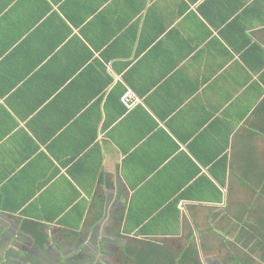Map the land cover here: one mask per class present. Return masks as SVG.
<instances>
[{
  "label": "crops",
  "instance_id": "1",
  "mask_svg": "<svg viewBox=\"0 0 264 264\" xmlns=\"http://www.w3.org/2000/svg\"><path fill=\"white\" fill-rule=\"evenodd\" d=\"M263 184L264 0H0V242L216 264Z\"/></svg>",
  "mask_w": 264,
  "mask_h": 264
},
{
  "label": "flooded vegetation",
  "instance_id": "2",
  "mask_svg": "<svg viewBox=\"0 0 264 264\" xmlns=\"http://www.w3.org/2000/svg\"><path fill=\"white\" fill-rule=\"evenodd\" d=\"M14 233L15 231L8 230L3 236L4 239L0 242V264H67L68 260L72 264H84L83 250L89 249L90 252L92 251L90 248L79 247L77 243L69 245L56 240L51 242L53 245L50 241H44L42 245L37 247L32 245L29 240L23 239L20 233L16 232V236L13 237ZM43 239L47 240L48 238ZM244 240L243 238L235 240V243H240L244 247ZM91 260L89 261L92 262L93 260ZM93 262H95L94 264H113L106 259L104 263L97 260Z\"/></svg>",
  "mask_w": 264,
  "mask_h": 264
},
{
  "label": "trees",
  "instance_id": "3",
  "mask_svg": "<svg viewBox=\"0 0 264 264\" xmlns=\"http://www.w3.org/2000/svg\"><path fill=\"white\" fill-rule=\"evenodd\" d=\"M260 196L264 199V185H260ZM242 220L243 223L237 232L236 240L245 239L243 243L248 250L246 255L250 256V261L251 255L259 252L260 262L264 264V217L261 221L256 222L249 221L245 217ZM30 223L36 226L41 224L36 221H30ZM43 238H46V236L43 235ZM124 250L125 255L134 260L133 264H203L198 257L197 249L193 247L183 249L178 259L167 248L156 247L150 241L141 247H129ZM250 261L246 264H250Z\"/></svg>",
  "mask_w": 264,
  "mask_h": 264
},
{
  "label": "rangeland",
  "instance_id": "4",
  "mask_svg": "<svg viewBox=\"0 0 264 264\" xmlns=\"http://www.w3.org/2000/svg\"><path fill=\"white\" fill-rule=\"evenodd\" d=\"M245 202H246L244 205L245 208L248 203L253 202V200H251L250 198V194L245 195ZM253 204H254V208H253L254 212L250 213L251 215L247 214L246 219L249 221L253 220V222L261 221L262 217H264V201H258L257 203L253 202ZM227 229L228 230L226 232L227 235L226 245L223 244L225 242L223 243L219 242V238L217 237L213 238L214 239L213 245H216L217 248L219 247L218 250L220 252L219 256H217V260H219L220 262H217L216 264H246L248 261H250L246 255L248 250L242 247L240 243H235L239 226L237 230H235V226L233 225V220L230 219V217H229ZM216 238L217 240H215ZM234 258H236V260H234ZM225 259H227V261H225ZM250 264H261L259 252H256L255 254L251 255Z\"/></svg>",
  "mask_w": 264,
  "mask_h": 264
},
{
  "label": "built area",
  "instance_id": "5",
  "mask_svg": "<svg viewBox=\"0 0 264 264\" xmlns=\"http://www.w3.org/2000/svg\"><path fill=\"white\" fill-rule=\"evenodd\" d=\"M138 98L133 94L130 89L125 90V92L120 97V102L127 108L130 109L137 104Z\"/></svg>",
  "mask_w": 264,
  "mask_h": 264
}]
</instances>
